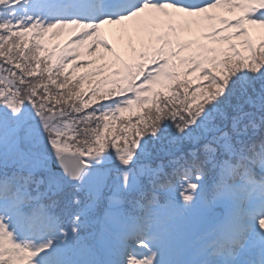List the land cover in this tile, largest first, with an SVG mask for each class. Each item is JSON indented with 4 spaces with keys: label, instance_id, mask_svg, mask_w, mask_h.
Segmentation results:
<instances>
[{
    "label": "snow or ice",
    "instance_id": "1",
    "mask_svg": "<svg viewBox=\"0 0 264 264\" xmlns=\"http://www.w3.org/2000/svg\"><path fill=\"white\" fill-rule=\"evenodd\" d=\"M0 264H264V0H0Z\"/></svg>",
    "mask_w": 264,
    "mask_h": 264
},
{
    "label": "rangeland",
    "instance_id": "2",
    "mask_svg": "<svg viewBox=\"0 0 264 264\" xmlns=\"http://www.w3.org/2000/svg\"><path fill=\"white\" fill-rule=\"evenodd\" d=\"M117 31H118L117 26H106L105 27V35H106V38L109 39V42H112L113 35L116 34ZM125 47H126V43H122L117 47V51H122Z\"/></svg>",
    "mask_w": 264,
    "mask_h": 264
}]
</instances>
